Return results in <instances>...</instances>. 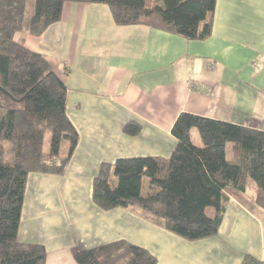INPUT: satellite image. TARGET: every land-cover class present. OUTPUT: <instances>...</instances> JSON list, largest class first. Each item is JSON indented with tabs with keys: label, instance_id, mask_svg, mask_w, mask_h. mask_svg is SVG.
<instances>
[{
	"label": "crops",
	"instance_id": "1",
	"mask_svg": "<svg viewBox=\"0 0 264 264\" xmlns=\"http://www.w3.org/2000/svg\"><path fill=\"white\" fill-rule=\"evenodd\" d=\"M25 47L67 87L66 114L79 139L63 178L28 175L20 242L43 245L45 264H76L72 248L119 240L144 248L156 264H241L245 255L264 263V223L234 199L217 235L198 241L137 207L103 211L91 200L100 164L169 157L182 112L264 131V0H217L212 34L202 42L118 26L105 4L65 2L60 20L28 35ZM131 122L140 127L135 136L122 132ZM80 181L90 186L85 203L72 194ZM142 187L146 196L147 179Z\"/></svg>",
	"mask_w": 264,
	"mask_h": 264
},
{
	"label": "trees",
	"instance_id": "2",
	"mask_svg": "<svg viewBox=\"0 0 264 264\" xmlns=\"http://www.w3.org/2000/svg\"><path fill=\"white\" fill-rule=\"evenodd\" d=\"M29 1L32 13L25 25ZM108 6L118 26L145 25L188 41L212 34L217 0H0V264H45L43 245L18 240L27 177L62 175L78 143L66 114L67 87L42 55L25 47L61 18L65 2ZM66 70V69H65ZM136 123L122 132L135 136ZM197 132L201 146L193 142ZM169 157L120 158L102 163L91 200L103 211L137 207L187 241L215 237L230 199L264 223V131L190 113L171 129ZM48 136V151H44ZM63 142L68 149L60 153ZM8 144L9 156L5 151ZM149 192L142 195V182ZM255 185L249 194V183ZM212 209V217L206 210ZM76 264H156L142 247L119 240L71 249ZM241 264H264L245 255Z\"/></svg>",
	"mask_w": 264,
	"mask_h": 264
},
{
	"label": "rangeland",
	"instance_id": "3",
	"mask_svg": "<svg viewBox=\"0 0 264 264\" xmlns=\"http://www.w3.org/2000/svg\"><path fill=\"white\" fill-rule=\"evenodd\" d=\"M32 13V1L30 2L29 1V3H28V7H27V14H26V17H25V25H27V23H28V17H29V15ZM192 135H193V142H194V144L196 145V146H201V142H200V139H199V137H198V135H197V132L195 131V130H192ZM48 136H46L45 137V141H44V151L45 152H47L48 151ZM8 149H9V146H8V144H5V151H6V154H7V156H9V152H8ZM67 149H68V146H67V143L66 142H63L62 143V145H61V149H60V153L62 154V155H65V153H66V151H67ZM55 176H58V175H55ZM65 176V172L62 174V175H59L58 177L59 178H63ZM250 184V192H252V190L255 188V185L252 183V182H250L249 183ZM72 192H74V193H72L74 196H75V194H77V196H78V198H80L81 199V202L82 203H85V200L88 198H90L89 196H90V186L88 185V186H86L85 187V185L80 181V182H78L77 184H76V186H75V183H74V185H73V189H72ZM66 193V192H65ZM86 194V195H85ZM86 196V197H85ZM86 208V207H85ZM212 213H213V211H212V209H210V208H208L207 210H206V214H207V216H209V217H212Z\"/></svg>",
	"mask_w": 264,
	"mask_h": 264
}]
</instances>
